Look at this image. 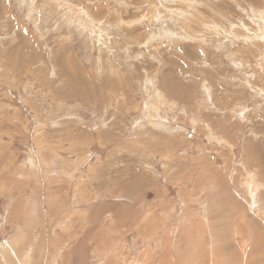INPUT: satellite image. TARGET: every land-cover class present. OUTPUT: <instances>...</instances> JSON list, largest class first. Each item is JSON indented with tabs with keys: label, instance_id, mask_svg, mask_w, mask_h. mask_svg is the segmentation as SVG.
I'll return each mask as SVG.
<instances>
[{
	"label": "rangeland",
	"instance_id": "rangeland-1",
	"mask_svg": "<svg viewBox=\"0 0 264 264\" xmlns=\"http://www.w3.org/2000/svg\"><path fill=\"white\" fill-rule=\"evenodd\" d=\"M0 264H264V0H0Z\"/></svg>",
	"mask_w": 264,
	"mask_h": 264
}]
</instances>
